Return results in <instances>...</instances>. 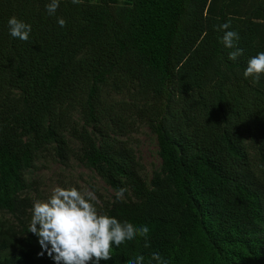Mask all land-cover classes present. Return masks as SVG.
<instances>
[{"label": "trees", "instance_id": "obj_1", "mask_svg": "<svg viewBox=\"0 0 264 264\" xmlns=\"http://www.w3.org/2000/svg\"><path fill=\"white\" fill-rule=\"evenodd\" d=\"M48 2L0 0V264H55L28 231L27 174L47 151L111 189L98 214L149 228L100 264H264V73L243 75L264 52V0ZM139 125L159 158L149 175L127 143Z\"/></svg>", "mask_w": 264, "mask_h": 264}, {"label": "clouds", "instance_id": "obj_2", "mask_svg": "<svg viewBox=\"0 0 264 264\" xmlns=\"http://www.w3.org/2000/svg\"><path fill=\"white\" fill-rule=\"evenodd\" d=\"M73 4H80L83 0H71ZM60 0H49L45 5L49 15H55L59 8ZM57 23L64 27L66 21L57 18ZM9 34L13 38L28 41L31 25L10 17L8 20ZM224 31L222 43L234 51L228 55L229 60H236L243 54V49L237 47L234 41L240 39L239 33L230 28V23L218 26ZM264 73V52L250 58L243 73L245 78L253 77L258 81ZM127 188L122 187L117 192V198L123 199ZM88 198L81 194L76 187H55L46 201H35L32 207L31 222L28 231L38 237V242L43 251L47 252L55 264H100L111 259L110 249L113 245L119 247L125 241L133 240L137 234L147 237L149 228L142 226L136 228L133 224L124 221L121 223L115 217L107 214H98L97 208ZM39 225V227H37ZM145 247H149L146 242ZM152 260L158 264H167L159 253H153ZM144 257L138 255L128 264H143Z\"/></svg>", "mask_w": 264, "mask_h": 264}, {"label": "rangeland", "instance_id": "obj_3", "mask_svg": "<svg viewBox=\"0 0 264 264\" xmlns=\"http://www.w3.org/2000/svg\"><path fill=\"white\" fill-rule=\"evenodd\" d=\"M127 141L135 153L142 174L149 175L159 163L153 135L146 126L139 125L136 130L128 133ZM27 175L30 184L28 195L32 199V205L37 200L46 201L57 186L76 187L86 198L91 194V201H95L98 195L110 198L113 194L97 175L81 165L73 155L60 161L53 156L52 151L42 152Z\"/></svg>", "mask_w": 264, "mask_h": 264}]
</instances>
